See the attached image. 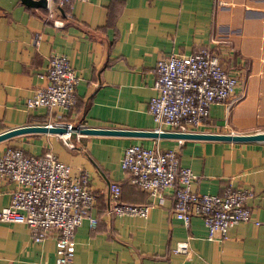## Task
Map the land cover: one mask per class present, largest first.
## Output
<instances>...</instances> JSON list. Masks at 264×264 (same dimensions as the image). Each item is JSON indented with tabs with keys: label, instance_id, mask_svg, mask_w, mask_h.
Segmentation results:
<instances>
[{
	"label": "crops",
	"instance_id": "crops-1",
	"mask_svg": "<svg viewBox=\"0 0 264 264\" xmlns=\"http://www.w3.org/2000/svg\"><path fill=\"white\" fill-rule=\"evenodd\" d=\"M200 47L211 49L237 77L232 97L243 95L246 78L264 71V0H74L67 11L54 2L48 10L0 0V132L67 123L156 131L148 102L156 93L157 60ZM50 53L65 55L74 68L76 102L69 109L27 108L25 100L45 84ZM233 111L225 103L213 105L193 131L225 133L218 129L233 124ZM178 139L79 133L70 137V148L56 132L27 131L0 140V154L6 146L28 154L52 151L72 176L88 172L94 196L89 216L96 223L84 218L76 228L70 264H264V141ZM155 143L177 149L180 164L196 174L193 191L220 193L229 182L251 189L247 205L259 223L239 222L223 239H209L197 216L184 226L172 214V187L159 201L131 184L120 167L126 146ZM112 181L120 185V203L150 205L145 217L110 212ZM15 187L0 178V208ZM185 239L188 252L174 253ZM55 257L53 236L35 242L25 225L0 222V264H55Z\"/></svg>",
	"mask_w": 264,
	"mask_h": 264
},
{
	"label": "built area",
	"instance_id": "built-area-1",
	"mask_svg": "<svg viewBox=\"0 0 264 264\" xmlns=\"http://www.w3.org/2000/svg\"><path fill=\"white\" fill-rule=\"evenodd\" d=\"M74 0H46L51 10L54 2L59 7L70 6ZM60 26V20H53ZM45 73V84L34 90L25 100L27 108L60 107L69 109L76 102L78 77L68 58L50 53ZM155 95L148 102V112L162 132H194L203 125L213 105L224 104L238 84L235 75L227 72L217 55L207 47L188 54L173 53L156 62ZM51 125V124H49ZM66 131L58 133L63 143L72 148L69 140L74 131L78 135L81 124L67 123ZM183 139L179 138L181 142ZM120 167L128 181L151 196L161 200L166 187L173 188L172 214L188 226L193 216L200 217L209 239L226 238L228 230L239 222L259 221L247 205L253 196L249 188L233 186L230 182L220 193H199L191 189L196 174L179 162L176 148H160L156 143L145 147L140 144L124 148ZM0 178L16 184L10 202L0 208V222L25 225L33 241L53 236L56 248L55 264H70L75 252V231L84 218L94 226L96 218L89 216L94 196L90 176L81 170L70 174V166L60 161L52 151L28 154L20 148L6 146L0 154ZM110 212L118 215H147L149 204L128 205L119 202L121 188L110 182ZM188 240L176 242L174 253H187Z\"/></svg>",
	"mask_w": 264,
	"mask_h": 264
},
{
	"label": "water",
	"instance_id": "water-1",
	"mask_svg": "<svg viewBox=\"0 0 264 264\" xmlns=\"http://www.w3.org/2000/svg\"><path fill=\"white\" fill-rule=\"evenodd\" d=\"M27 6L32 7H46V0H21ZM27 131H51L56 133H63L66 131L65 127H55L47 125H27L18 126L0 132V140L10 137L12 135L23 133ZM80 133H101V134H116V135H150L160 137H175V138H193V139H211V140H225V141H264V131H257L254 133H212V132H173V131H138V130H124L112 128H80ZM75 134L74 131L71 132Z\"/></svg>",
	"mask_w": 264,
	"mask_h": 264
},
{
	"label": "rangeland",
	"instance_id": "rangeland-1",
	"mask_svg": "<svg viewBox=\"0 0 264 264\" xmlns=\"http://www.w3.org/2000/svg\"><path fill=\"white\" fill-rule=\"evenodd\" d=\"M259 63L263 64L264 61ZM246 83L243 95L232 97L231 94L225 101L226 106L234 110L231 114L233 124L229 122L227 127L218 130L241 134L264 131V71L247 77Z\"/></svg>",
	"mask_w": 264,
	"mask_h": 264
},
{
	"label": "trees",
	"instance_id": "trees-1",
	"mask_svg": "<svg viewBox=\"0 0 264 264\" xmlns=\"http://www.w3.org/2000/svg\"><path fill=\"white\" fill-rule=\"evenodd\" d=\"M61 8H64V10L65 11H67L68 10V6H63V7H61ZM128 179V178H127ZM173 197H174V195H173ZM200 218V217H199ZM201 219V218H200Z\"/></svg>",
	"mask_w": 264,
	"mask_h": 264
}]
</instances>
